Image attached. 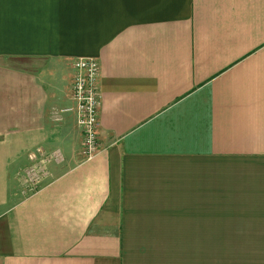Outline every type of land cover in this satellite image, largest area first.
I'll return each mask as SVG.
<instances>
[{"label":"crops","instance_id":"1","mask_svg":"<svg viewBox=\"0 0 264 264\" xmlns=\"http://www.w3.org/2000/svg\"><path fill=\"white\" fill-rule=\"evenodd\" d=\"M0 264H264V0H0Z\"/></svg>","mask_w":264,"mask_h":264},{"label":"built area","instance_id":"2","mask_svg":"<svg viewBox=\"0 0 264 264\" xmlns=\"http://www.w3.org/2000/svg\"><path fill=\"white\" fill-rule=\"evenodd\" d=\"M74 74L71 97L74 101L76 123L82 132V150L85 158H91L98 150V111L100 94L97 87L99 63L94 58H78L72 62Z\"/></svg>","mask_w":264,"mask_h":264},{"label":"rangeland","instance_id":"3","mask_svg":"<svg viewBox=\"0 0 264 264\" xmlns=\"http://www.w3.org/2000/svg\"><path fill=\"white\" fill-rule=\"evenodd\" d=\"M20 175V174H19ZM18 175V176H19ZM21 180V181H20ZM22 181L25 183L26 182V180L24 179V177H22L21 175L19 176V178H18V180H17V182H18V186H17V189L16 190H18V191H22L23 189H22V187H25V188H27L28 186H26L25 184H23L22 183ZM20 182V183H19ZM17 191V192H18ZM20 195V194H19Z\"/></svg>","mask_w":264,"mask_h":264}]
</instances>
